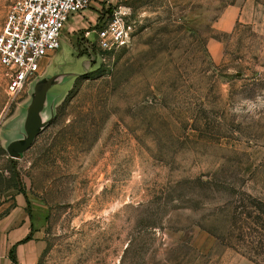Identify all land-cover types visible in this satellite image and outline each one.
<instances>
[{"label":"rangeland","instance_id":"rangeland-1","mask_svg":"<svg viewBox=\"0 0 264 264\" xmlns=\"http://www.w3.org/2000/svg\"><path fill=\"white\" fill-rule=\"evenodd\" d=\"M240 1L94 0L65 24L40 59L64 73L52 119L18 158L0 134V196L26 191L36 264H264V0L246 21ZM118 6L128 42L86 56ZM28 98L0 66V129Z\"/></svg>","mask_w":264,"mask_h":264},{"label":"built area","instance_id":"built-area-1","mask_svg":"<svg viewBox=\"0 0 264 264\" xmlns=\"http://www.w3.org/2000/svg\"><path fill=\"white\" fill-rule=\"evenodd\" d=\"M94 0H11L0 27V66L7 92L28 86L44 73L40 59L53 52L60 42L67 20L85 10ZM101 15H99L100 17ZM127 11L110 8L102 20L84 29L83 51L93 46L111 49L126 44L131 35ZM92 31L91 39L88 32Z\"/></svg>","mask_w":264,"mask_h":264},{"label":"crops","instance_id":"crops-1","mask_svg":"<svg viewBox=\"0 0 264 264\" xmlns=\"http://www.w3.org/2000/svg\"><path fill=\"white\" fill-rule=\"evenodd\" d=\"M254 2L255 0L240 1L237 20L246 21L251 16ZM81 13L87 14L85 10ZM75 21V15L67 20V31ZM79 23L86 28L84 20ZM40 242L39 228L34 222L26 191L18 186H11V190L2 192L0 196V264H36Z\"/></svg>","mask_w":264,"mask_h":264},{"label":"water","instance_id":"water-1","mask_svg":"<svg viewBox=\"0 0 264 264\" xmlns=\"http://www.w3.org/2000/svg\"><path fill=\"white\" fill-rule=\"evenodd\" d=\"M90 59L82 60L83 71H86ZM63 75V72L43 74L30 82L29 98L23 103L19 113L6 121L0 129L4 138L3 148L9 157H20L36 134L52 119L57 98L49 95L47 89L51 84L62 81Z\"/></svg>","mask_w":264,"mask_h":264}]
</instances>
